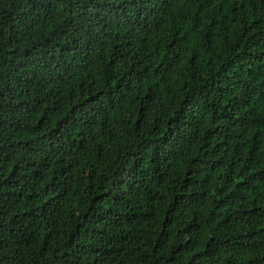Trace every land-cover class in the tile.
Returning <instances> with one entry per match:
<instances>
[{"label": "trees", "instance_id": "trees-1", "mask_svg": "<svg viewBox=\"0 0 264 264\" xmlns=\"http://www.w3.org/2000/svg\"><path fill=\"white\" fill-rule=\"evenodd\" d=\"M0 264H264V0H0Z\"/></svg>", "mask_w": 264, "mask_h": 264}]
</instances>
